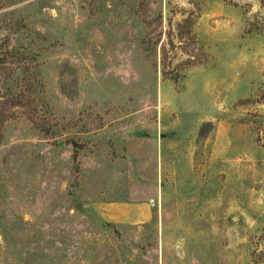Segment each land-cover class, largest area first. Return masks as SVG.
Returning a JSON list of instances; mask_svg holds the SVG:
<instances>
[{
    "label": "rangeland",
    "instance_id": "rangeland-1",
    "mask_svg": "<svg viewBox=\"0 0 264 264\" xmlns=\"http://www.w3.org/2000/svg\"><path fill=\"white\" fill-rule=\"evenodd\" d=\"M0 116V264H264V0H0Z\"/></svg>",
    "mask_w": 264,
    "mask_h": 264
},
{
    "label": "trees",
    "instance_id": "trees-1",
    "mask_svg": "<svg viewBox=\"0 0 264 264\" xmlns=\"http://www.w3.org/2000/svg\"><path fill=\"white\" fill-rule=\"evenodd\" d=\"M197 18H198V16H197ZM188 23H189V18H187V20H186V22H185L184 25H180L179 27H180V28H184V26H185V25H188ZM189 63H190V62H189ZM14 99H16L17 101H20V98L15 97ZM251 102H252L251 100L247 99V100H241V101H239L238 103H239L240 105H245V104H248V103H251ZM4 119H5V118H2V117L0 116V126L4 123Z\"/></svg>",
    "mask_w": 264,
    "mask_h": 264
},
{
    "label": "crops",
    "instance_id": "crops-1",
    "mask_svg": "<svg viewBox=\"0 0 264 264\" xmlns=\"http://www.w3.org/2000/svg\"><path fill=\"white\" fill-rule=\"evenodd\" d=\"M207 7V6H206ZM206 7L202 10V13H201V19L204 18V17H208V14H207V9Z\"/></svg>",
    "mask_w": 264,
    "mask_h": 264
}]
</instances>
